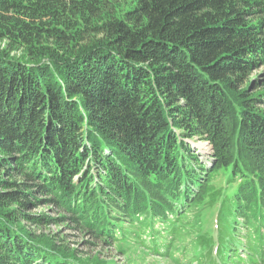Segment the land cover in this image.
<instances>
[{
    "label": "trees",
    "instance_id": "1",
    "mask_svg": "<svg viewBox=\"0 0 264 264\" xmlns=\"http://www.w3.org/2000/svg\"><path fill=\"white\" fill-rule=\"evenodd\" d=\"M263 67L264 0H0V264H116L66 224L127 264H264Z\"/></svg>",
    "mask_w": 264,
    "mask_h": 264
},
{
    "label": "rangeland",
    "instance_id": "2",
    "mask_svg": "<svg viewBox=\"0 0 264 264\" xmlns=\"http://www.w3.org/2000/svg\"><path fill=\"white\" fill-rule=\"evenodd\" d=\"M20 55V52L18 53ZM252 80H260V88H257L255 90H259L260 93L264 94V67L256 70L252 74ZM254 90V91H255ZM264 101V99H263ZM189 144L191 145V148L197 152L201 158V160L208 166L212 165V153L213 148L209 142L206 141H189ZM32 213H46L49 214V216H54L55 214L49 210L48 208L43 209H33ZM205 224L204 227L206 229H211L215 226L216 222V211L214 210H205ZM44 232H49L56 234L59 232V237L61 239H64V243H67L70 245L71 248L78 249L83 254H96L99 253L101 256L107 259H113V261L116 264H127L125 259L120 256V253L118 252V249L115 247L111 248H103L101 245L95 246V243L92 242L91 239L81 236L77 232L73 231L69 226L66 225H50L45 228H43ZM149 262H145L143 264H148Z\"/></svg>",
    "mask_w": 264,
    "mask_h": 264
}]
</instances>
